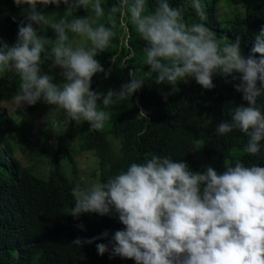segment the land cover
<instances>
[{
	"label": "clouds",
	"instance_id": "clouds-1",
	"mask_svg": "<svg viewBox=\"0 0 264 264\" xmlns=\"http://www.w3.org/2000/svg\"><path fill=\"white\" fill-rule=\"evenodd\" d=\"M14 3L28 7L22 8L24 19L18 24L15 43L0 46V77L13 73L19 78V90L12 98L17 108L42 100L64 110L72 120L86 121L91 129L101 131L111 119L107 109L129 99L145 83L133 70L119 91L109 89L105 94L91 89L95 74L103 72L105 79L110 75L96 57L117 37L114 17L118 14L120 27L127 32L130 23L145 42L143 63L155 74L151 79L156 85L169 84L174 90L178 82L194 78L211 90L214 75L225 77L226 82L231 77L247 106L230 110L231 121L219 123L216 135L239 130L249 137L243 151L260 152L264 109L257 100L264 96V25L255 34L252 55L244 56L239 36L222 42L207 26L201 0H189L199 18L191 24L184 20L183 7H174L169 0H157L151 11L146 10L147 0H118L107 14L108 26L97 23L106 16L101 0ZM61 3L67 9L83 8L90 15L70 19L65 13L52 19L37 10L38 4L59 7ZM47 28L54 31V41L41 34ZM69 33L88 43L74 44ZM42 56L61 69L62 83H54L53 76L41 70ZM170 94L161 92L165 101ZM138 114L147 117L143 109ZM71 193L74 205L69 215L73 218L84 213L118 216L125 226L107 244L96 245L101 256L108 252L110 259L119 256L136 264H264V167L258 164L246 166L238 159L221 173L211 166L194 172L183 160L152 155L105 181L77 185ZM108 236L106 230L71 243L82 247Z\"/></svg>",
	"mask_w": 264,
	"mask_h": 264
},
{
	"label": "trees",
	"instance_id": "trees-1",
	"mask_svg": "<svg viewBox=\"0 0 264 264\" xmlns=\"http://www.w3.org/2000/svg\"><path fill=\"white\" fill-rule=\"evenodd\" d=\"M219 1L201 0L208 17L205 23L216 32L218 39L232 42L239 36L242 54L252 55L255 34L264 25V0H257L253 4L243 3L231 15L228 23L221 19ZM117 2L101 0L106 16L97 23L103 22L108 26L107 14ZM156 2L147 0L146 10H153ZM169 3L174 7H183L186 23L199 22L189 6V0H169ZM27 7H18L14 0H0V46L15 43L18 24L24 19L22 8ZM63 7V3L59 7L38 4L37 10L45 14ZM68 15L71 19L90 13L83 8H71ZM13 16L17 18L16 21H13ZM114 19L117 37L96 59L106 72L116 69L119 79L115 80L111 75L105 79L103 72L97 73L92 78L91 89L98 92L105 90L106 93L111 86L120 89L122 84L130 81L132 77L129 72L133 70L145 78V83L130 97V105L112 117L107 129L93 130L85 121L81 122L78 136L77 122L64 111L59 122L63 125L66 118L67 125L54 144L46 178L35 174L36 163L25 165L18 159L11 143L16 133L24 130L27 113L36 104L25 108L22 113L8 114L0 110V264H136L133 259L119 256L110 259V253L101 256L97 252V244H107L116 230L125 227L118 216L84 213L79 218H73L69 215L74 205L71 190L77 183L64 173L60 161L68 160L74 174L75 155L85 150L92 151L98 159L100 182L126 170L133 162H145L152 155L183 160L194 172L204 171L211 166L221 173L225 165L234 164L238 159L246 166L255 163L264 167V140L259 142L260 152L249 155L243 151L249 139L246 133L233 130L224 136L216 135L215 129L219 123L231 121L230 110L242 104L247 106L243 94L235 90L233 85L236 82H232L231 77L226 82L225 77L214 75L215 87L211 90L202 88L194 78L178 82L174 90L169 84L156 85L151 79L155 74L143 63L145 42L133 25L129 23L125 32L120 27L118 14ZM41 34L53 41L55 39L53 30L45 29ZM69 37L73 41L76 36L69 33ZM113 56L115 61L112 60ZM255 56L258 59L260 54ZM54 67L51 60L42 56L43 72L49 74ZM17 87L9 73L0 77V100L12 101L18 92ZM161 92L171 93L167 101ZM257 105L264 109V96L258 98ZM140 109L146 112L147 117L138 114ZM109 133L120 138L119 155L113 152ZM77 137L79 144L75 146ZM78 224H83V229L77 227ZM106 230L109 236L92 244L78 247L71 243L77 237L100 236Z\"/></svg>",
	"mask_w": 264,
	"mask_h": 264
},
{
	"label": "rangeland",
	"instance_id": "rangeland-1",
	"mask_svg": "<svg viewBox=\"0 0 264 264\" xmlns=\"http://www.w3.org/2000/svg\"><path fill=\"white\" fill-rule=\"evenodd\" d=\"M257 0H220L218 2V7L220 10L221 19L228 23L231 15L233 16L237 10L241 8L243 3L249 2L250 4L255 3ZM69 9L67 7L53 9L47 11L45 14L49 15L52 19H59L65 13L68 14ZM52 30L51 28H47ZM46 29V30H47ZM45 31V30H44ZM227 41V40H226ZM224 39L222 42H226ZM75 43H84L85 41L82 37H75L73 40ZM230 43V41H227ZM61 69L58 66L54 67L49 75L53 76L54 83H62L63 77L60 75ZM10 76L15 80L16 85L19 90V78L13 73H9ZM112 78L115 80L119 79V74L116 69L110 72ZM109 79H111L109 77ZM114 80V81H115ZM109 89L114 91H119V89L109 87ZM108 89V90H109ZM107 90V91H108ZM102 92V91H101ZM106 94V91L103 90ZM99 103V102H98ZM130 105V98L124 101H119L109 107L107 111L111 113V119L105 123L104 128L107 129L110 125L112 117L120 110L128 107ZM31 105H24L21 108H17L13 101H3L0 100V110H4L8 114L22 113L25 108H29ZM102 107V105H101ZM64 110L58 109L53 105H48L42 100L36 103V107L27 113L26 124L24 130L16 133V136L11 139L12 146L15 150L16 157L25 165L36 163L35 174L42 178L48 176L51 160L54 153V144L58 135L63 131L67 125V120H63V125H60L59 118ZM22 116V114H20ZM48 115V120L44 118ZM68 119V117H67ZM77 135H80L81 122H77ZM103 128V129H104ZM79 137L74 141L75 146L79 144ZM108 139L111 141L113 152L116 155L120 154V138L111 133L108 134ZM76 160V171L73 174L72 165L66 159H61V165L64 173L69 175L77 185H84L89 182H100L99 181V171L97 170V157L92 153V151L85 150L75 155ZM38 161V162H37Z\"/></svg>",
	"mask_w": 264,
	"mask_h": 264
}]
</instances>
